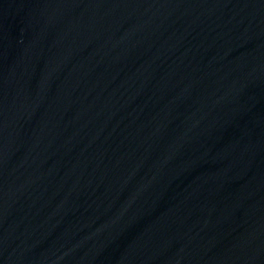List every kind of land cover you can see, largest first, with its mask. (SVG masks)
Returning a JSON list of instances; mask_svg holds the SVG:
<instances>
[{"label":"water","instance_id":"1","mask_svg":"<svg viewBox=\"0 0 264 264\" xmlns=\"http://www.w3.org/2000/svg\"><path fill=\"white\" fill-rule=\"evenodd\" d=\"M0 264H264V0H0Z\"/></svg>","mask_w":264,"mask_h":264}]
</instances>
